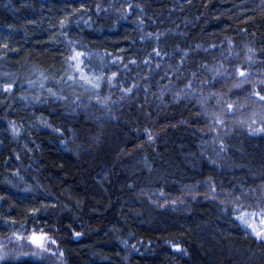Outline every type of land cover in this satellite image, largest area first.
Wrapping results in <instances>:
<instances>
[{
    "label": "trees",
    "instance_id": "16d2710c",
    "mask_svg": "<svg viewBox=\"0 0 264 264\" xmlns=\"http://www.w3.org/2000/svg\"><path fill=\"white\" fill-rule=\"evenodd\" d=\"M245 3L0 0V239L62 255L8 264H264L237 221L264 211V131L206 130L237 68L264 74Z\"/></svg>",
    "mask_w": 264,
    "mask_h": 264
},
{
    "label": "rangeland",
    "instance_id": "374dc122",
    "mask_svg": "<svg viewBox=\"0 0 264 264\" xmlns=\"http://www.w3.org/2000/svg\"><path fill=\"white\" fill-rule=\"evenodd\" d=\"M257 5L260 8L264 9V0H246L244 5ZM251 74L250 79H256L252 83H248L249 87H244L246 84H242L240 89L232 94L228 93L221 100L222 102L226 100L228 103L234 105V109L231 114L223 117L225 119V125H215L212 119V115L215 112L217 115L220 114V104L222 102L214 101V105L209 108V119L207 120L206 130L210 134L215 133H226L228 126H234L237 130L246 129L248 134H258L262 133L261 129L264 127V104L263 102H258V97L252 95L254 84L259 86V79L264 77V74H259L258 71L252 69L251 71H246ZM244 78L239 77L238 73H235L234 81H240ZM235 86V84H234ZM220 99V98H216ZM256 100V101H255ZM212 101H202V103H209ZM258 102V103H256ZM226 111V109H225ZM208 115V114H206ZM255 121V123H253ZM251 212H243L239 216L245 215ZM248 223L254 224L257 228H260L259 223L261 216L257 217L255 215L248 216ZM240 227L246 231L250 236L256 238L252 234V230L248 228L241 220L237 219ZM44 237L43 240L33 243L32 237ZM257 239V238H256ZM258 240V239H257ZM53 239L49 237L48 233H32L28 234L26 237L20 238H9V239H0V255H3L4 259L0 260V264L16 263L21 260H47L53 259L61 261V253L58 249V246L55 243H52ZM38 244H43V248L39 247ZM46 249V250H45Z\"/></svg>",
    "mask_w": 264,
    "mask_h": 264
},
{
    "label": "snow or ice",
    "instance_id": "6c2138e0",
    "mask_svg": "<svg viewBox=\"0 0 264 264\" xmlns=\"http://www.w3.org/2000/svg\"><path fill=\"white\" fill-rule=\"evenodd\" d=\"M97 7H99V6H97ZM128 7L131 9V8H132V5L129 4ZM61 27H62V28L65 27V22H64V21H61ZM157 39H159V37H157ZM5 47H6V45H5ZM249 51H251V49H249ZM153 53H154L155 56H157V57L161 56V51H160L159 49L154 48V49H153ZM151 55H152V53H149V56H150V57H151ZM165 55H167V54L165 53ZM83 56H84V53L79 52V51H74V54H73L72 56L69 57V60H70V61H73V62L75 63V66H76L77 72L80 74V79H81V80H85V79H86V76H85L84 73L80 70V64L83 63V61L81 60V57H83ZM118 59H119V58H118ZM132 63L134 64V63H136V62H135V61H132ZM144 63L147 65V64H149V61H148V60H145ZM159 67H160V65L157 64V65H156V68H159ZM178 70H179V69H177V71H178ZM236 72L238 73L239 77H242V78H244V79L238 81V82L235 84V87L239 88V87H241V85H242L243 83H245V82L252 83V80L250 79V76H251L250 73H248V72H246V71H244V70H241V69H239V68L236 69ZM219 74H221V73L218 72V75H219ZM193 75L195 76L196 74L193 73ZM116 76H117V73L113 72L111 78H115ZM68 79H69V80H74L75 77H74V76H69ZM96 79L99 81L100 79H102V77H96ZM30 83H31V82H30ZM204 83H207V82H206V81H205V82H202V84H204ZM259 85L261 86V90H260V91H257V90H256V85L254 84L252 95H255V96L259 97V100H260V101H264V94H261V92L264 91V79H261V80L259 81ZM94 86L98 88V87H99V84L97 83V84L94 85ZM192 86H193V85H192L191 82H189L188 84H186V88L191 89ZM12 87H13L12 84H7V85L4 86V89H3V90H4L5 93H7V92H9V91L11 90ZM40 87L43 88L44 85L41 84ZM126 91L130 93V92L132 91V89H131V88H128V89H126ZM48 92H49V94H51V95H55V93H53L51 89H48ZM213 95H215V94H211V93H210V97L213 96ZM58 98H63V97H58ZM37 99H39V98H37ZM218 103H219V101H218ZM225 109H226V111H225ZM233 109H234V105H233L232 103H228L226 100H224V101L220 104V114L217 115V114L214 112L213 115H212V119H213V121H214V124H215V125H220V126L225 125V119H224L223 117H225V116L231 114L232 111H233ZM253 123H255V121H253ZM261 131H264V128H262ZM148 139H149V141L152 140V136H151L150 134H149V136H148ZM220 150H221V151L224 150V145H223L222 142H221V145H220ZM213 163H214V161H213ZM212 190H213V192H214V191H215V188L213 187ZM160 195L163 196V192H161ZM241 195H244V193H241ZM237 200H239V197H237ZM252 215H254V214H253V213H247V214H245V215L238 216L237 219L241 220L243 224H245L248 228H250V229L252 230V234H254V236H255L259 241L264 242V211H262V212L260 213V216H261V219H260V221H259V223H260V225H261L260 228H257L254 224H250V223H248V219H247V217H248V216H252ZM76 235L78 236V235H80V234H79V233H76ZM43 239H44V237H36L35 235L32 237V241H33V243H37L38 241L43 240ZM52 243H55V241L53 240ZM38 246L41 247V248H43V244H38ZM45 250H46V249H45ZM177 250L179 251L178 246H177ZM2 259H4V257H3V255H0V260H2Z\"/></svg>",
    "mask_w": 264,
    "mask_h": 264
}]
</instances>
